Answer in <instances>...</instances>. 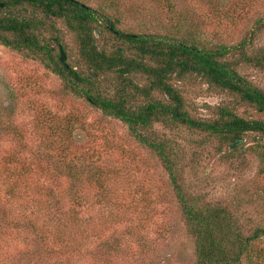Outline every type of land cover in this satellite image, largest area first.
I'll list each match as a JSON object with an SVG mask.
<instances>
[{
  "label": "rangeland",
  "instance_id": "1",
  "mask_svg": "<svg viewBox=\"0 0 264 264\" xmlns=\"http://www.w3.org/2000/svg\"><path fill=\"white\" fill-rule=\"evenodd\" d=\"M79 1L112 16L125 32L176 34L205 47L247 40L248 52L264 51V0ZM21 9L10 12L21 15ZM22 10L28 19L37 17L35 33L57 60L63 53L68 66L91 78L66 20ZM94 29L101 48L121 45L105 26ZM229 57L241 76L264 90V69L242 61L239 51ZM43 59L0 42V264H197L195 239L161 159ZM96 78L95 89L116 96L115 74ZM176 84L196 119L216 120L224 108L264 119L234 93L198 76ZM130 103L146 100L133 96ZM152 132L174 147L196 208L226 210L245 237L264 229L259 135L248 133L233 151L215 136L178 124L156 123ZM252 244L253 254H264V236ZM241 264L254 263L247 257Z\"/></svg>",
  "mask_w": 264,
  "mask_h": 264
},
{
  "label": "trees",
  "instance_id": "2",
  "mask_svg": "<svg viewBox=\"0 0 264 264\" xmlns=\"http://www.w3.org/2000/svg\"><path fill=\"white\" fill-rule=\"evenodd\" d=\"M4 6H1V5ZM25 7L45 17L64 19L76 34L83 61L92 70L91 78L54 57L53 50L43 45L35 33L37 17L28 19ZM18 8L21 15L12 14ZM0 42L31 57L44 56L47 67L68 79L70 86L95 107L126 123L131 135L154 152L162 161L170 181L177 191L189 234L195 239L197 264H241L249 257L261 264L264 254L252 253V242L264 236L257 228L245 237L236 231L232 218L222 208H196L183 185V171L178 167L177 154L165 140L148 133L156 123L178 124L189 130L207 133L238 150L236 141L248 133L259 135L257 147L264 148V119H246L224 108L216 120H199L191 116L176 80L195 75L209 84L237 95L264 115V90L240 75L230 55L239 51L241 60L264 69V51L248 52L249 41L229 47H205L191 37L159 34H137L117 28L112 16L87 6L79 0H0ZM263 22L260 20L258 25ZM103 25L121 45L113 51L101 48L94 25ZM257 25V27H258ZM174 32V31H172ZM177 32V31H176ZM61 57V56H60ZM115 74L120 88L115 97H108L95 89L94 80L103 74ZM137 78H143L140 84ZM133 96H141L146 103L133 107ZM158 97H163L160 99ZM256 140V139H255ZM256 140V141H257Z\"/></svg>",
  "mask_w": 264,
  "mask_h": 264
},
{
  "label": "water",
  "instance_id": "3",
  "mask_svg": "<svg viewBox=\"0 0 264 264\" xmlns=\"http://www.w3.org/2000/svg\"><path fill=\"white\" fill-rule=\"evenodd\" d=\"M1 6H4V5L2 4ZM60 60H61V62L65 63L66 67H68V65H67V63H66V61H65V55H64L63 53L61 54ZM237 143H238V142H236L235 145H236Z\"/></svg>",
  "mask_w": 264,
  "mask_h": 264
}]
</instances>
